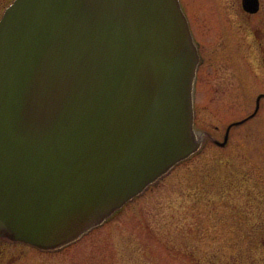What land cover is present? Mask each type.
<instances>
[{
	"label": "water",
	"instance_id": "obj_1",
	"mask_svg": "<svg viewBox=\"0 0 264 264\" xmlns=\"http://www.w3.org/2000/svg\"><path fill=\"white\" fill-rule=\"evenodd\" d=\"M249 13L259 0H241ZM179 0H12L0 16V238L62 248L198 152ZM230 123L251 118L259 109Z\"/></svg>",
	"mask_w": 264,
	"mask_h": 264
},
{
	"label": "rangeland",
	"instance_id": "obj_2",
	"mask_svg": "<svg viewBox=\"0 0 264 264\" xmlns=\"http://www.w3.org/2000/svg\"><path fill=\"white\" fill-rule=\"evenodd\" d=\"M180 1L203 58L195 128L222 140L264 93V0L255 14L241 0ZM93 232L63 252L66 264H264V97L226 145L205 138ZM29 252L19 264H33Z\"/></svg>",
	"mask_w": 264,
	"mask_h": 264
},
{
	"label": "flooded vegetation",
	"instance_id": "obj_3",
	"mask_svg": "<svg viewBox=\"0 0 264 264\" xmlns=\"http://www.w3.org/2000/svg\"><path fill=\"white\" fill-rule=\"evenodd\" d=\"M197 41H198L197 46H198V53H199L200 59H199V65L197 68V75H196V81H195V96H194L195 122L197 118L198 99L200 98L199 95L201 91L204 89L200 81L201 63L203 61L202 51L199 45V39ZM93 231L94 230L83 235L80 239L71 243L70 245L60 248V249H55V250H42L37 247L29 246L21 242H14V241H9V240L0 238V264H19L21 259L25 256L26 250L30 251L29 253H31L32 255L33 264H58L59 262H61V264H66L62 257L64 256L63 252L69 248L75 247V245L82 242L86 237L92 235L94 233ZM61 257L62 259H60ZM74 263L82 264V261L81 259L76 257L74 260Z\"/></svg>",
	"mask_w": 264,
	"mask_h": 264
},
{
	"label": "trees",
	"instance_id": "obj_4",
	"mask_svg": "<svg viewBox=\"0 0 264 264\" xmlns=\"http://www.w3.org/2000/svg\"><path fill=\"white\" fill-rule=\"evenodd\" d=\"M3 1V0H0V2Z\"/></svg>",
	"mask_w": 264,
	"mask_h": 264
}]
</instances>
